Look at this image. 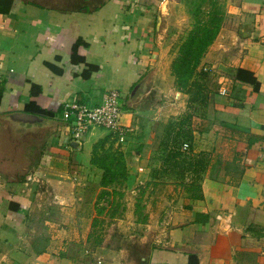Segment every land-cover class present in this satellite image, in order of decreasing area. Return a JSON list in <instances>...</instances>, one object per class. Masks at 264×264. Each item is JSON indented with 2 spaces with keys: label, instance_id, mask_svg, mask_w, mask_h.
Returning <instances> with one entry per match:
<instances>
[{
  "label": "crops",
  "instance_id": "obj_1",
  "mask_svg": "<svg viewBox=\"0 0 264 264\" xmlns=\"http://www.w3.org/2000/svg\"><path fill=\"white\" fill-rule=\"evenodd\" d=\"M160 1L0 0V121L29 102L53 111L33 123L49 127L34 174L56 190L58 203H93L101 170L90 163L91 147L109 132L94 126L77 145L60 113L67 101L98 105L116 90L131 127L121 150L125 187L147 183L168 193L162 214L153 209L140 224L150 240L142 263L188 264L192 254V264H264V0L225 6L227 17L198 66L208 65L215 84L182 127L192 136L189 157L206 162L181 176L161 170L188 95L170 68L178 35L166 14L175 3ZM88 66L94 70L87 75ZM6 166L0 159V264H138L125 261L121 249L91 248L87 229L75 231L69 218L51 224L56 240L40 242L29 228L35 209L28 183Z\"/></svg>",
  "mask_w": 264,
  "mask_h": 264
},
{
  "label": "rangeland",
  "instance_id": "obj_2",
  "mask_svg": "<svg viewBox=\"0 0 264 264\" xmlns=\"http://www.w3.org/2000/svg\"><path fill=\"white\" fill-rule=\"evenodd\" d=\"M212 1L217 4L212 6ZM227 2L228 0H172L175 5L166 16L173 23L178 36L177 41L170 47V53L173 52L177 55L180 43L197 22L193 13L211 10L216 16H221L223 24L227 17L225 11ZM216 7L217 9H214ZM200 13L199 18L201 19L203 15ZM209 69L205 64L201 71L204 74L207 73L206 83L212 87L215 83L212 81L214 77ZM17 126L4 118L0 121V152H2L0 159L7 161L8 174L14 177L21 176L22 180L28 183L26 189L27 196L30 197L29 205L35 209L33 214L35 220H32L31 223L35 222L36 225L34 227L35 225L31 226L30 224L29 228L35 231V235L42 236L43 239L39 241L51 240L52 237H55L56 240L58 231H53V229L62 224L67 225L68 223H63V221L69 218V221L71 219L75 225V231L87 229V240L91 248L121 249L125 261L143 264L140 259L146 257L150 240L144 237L145 231L142 230L143 225L140 224L147 222V215L153 209L156 215L162 214L163 208L166 207L164 206L165 196L168 194L166 188L151 187L147 183H142L133 189L132 186L128 189L125 184L123 186L115 184V188L123 192L121 198L111 193L113 190V185H111L107 187V194H103L101 200H97V198L102 188L91 196L90 199L92 198L93 203L82 202L80 201L82 199L78 198L70 199L71 203H58L55 197L56 190L47 188L44 186V181L37 180L43 177L35 176L33 168L37 158L35 151L41 149L46 139V133L49 131L46 129L49 127L36 124H22L18 128ZM104 141V149H110V153L125 149V144H118L116 140L111 142L109 138H106ZM24 151L26 155L23 154ZM97 153L99 154V151ZM26 175L28 176L26 177ZM82 193L79 190L74 191V196L79 197ZM36 237H31V240H37L38 236ZM58 239L59 242L62 241L60 237ZM45 242L48 243V241Z\"/></svg>",
  "mask_w": 264,
  "mask_h": 264
},
{
  "label": "trees",
  "instance_id": "obj_3",
  "mask_svg": "<svg viewBox=\"0 0 264 264\" xmlns=\"http://www.w3.org/2000/svg\"><path fill=\"white\" fill-rule=\"evenodd\" d=\"M211 4L213 6L217 3L212 1ZM217 7L214 9H217ZM199 13H193L195 18H197V22L194 23V26L188 31L186 38L180 43L178 53L172 60L170 66L177 89L188 95V101L187 110L181 120L182 124L169 133L172 148H170L169 152L163 158L161 170H169V172H174L178 176L183 174L184 169H189L192 174L195 171L198 172L199 166L205 165L206 162V158L196 159L189 157L186 152L187 149L182 148L183 144L192 138L190 130L182 127L194 112L203 108L207 103V93L209 90L206 83L207 73L204 74L201 70H198V66L222 25L221 16H216L211 10L202 11L200 13L203 15L201 19L199 18ZM87 69H89L87 70L88 75L90 74L89 71L94 70V67L88 66ZM242 72L244 70L238 69L236 77L241 78ZM257 85L258 83L254 82V86L256 87ZM24 111L40 117H52L54 115L53 111L41 108L34 102L25 104ZM106 138H109L111 142L116 140V137L109 133L106 137L97 140L93 144L91 151L90 163L101 170L99 185L102 190L97 200H101V196L107 194V187L111 185H113L111 193L121 198L123 192L117 190L114 185L118 184L123 186L128 176L124 152L115 150L110 153V149H104V140ZM98 151L99 154L97 153ZM192 261L196 263V256L189 254L188 264H192Z\"/></svg>",
  "mask_w": 264,
  "mask_h": 264
},
{
  "label": "built area",
  "instance_id": "obj_4",
  "mask_svg": "<svg viewBox=\"0 0 264 264\" xmlns=\"http://www.w3.org/2000/svg\"><path fill=\"white\" fill-rule=\"evenodd\" d=\"M226 88L220 93L225 94ZM60 117L68 124L70 141L81 144L83 135L96 126L105 129L116 137L118 144L124 143L131 127L123 121V110L120 104V95L116 90L107 91L98 105H90L77 99L63 104ZM184 143L182 148H187ZM101 264V260H97Z\"/></svg>",
  "mask_w": 264,
  "mask_h": 264
},
{
  "label": "water",
  "instance_id": "obj_5",
  "mask_svg": "<svg viewBox=\"0 0 264 264\" xmlns=\"http://www.w3.org/2000/svg\"><path fill=\"white\" fill-rule=\"evenodd\" d=\"M40 116H37L32 113H27V112H17V113H12L8 116V120L10 122H13L15 124H19L20 122L22 123H29L33 124L34 122H38L41 119L39 118Z\"/></svg>",
  "mask_w": 264,
  "mask_h": 264
}]
</instances>
